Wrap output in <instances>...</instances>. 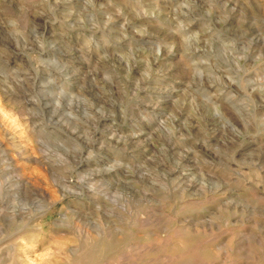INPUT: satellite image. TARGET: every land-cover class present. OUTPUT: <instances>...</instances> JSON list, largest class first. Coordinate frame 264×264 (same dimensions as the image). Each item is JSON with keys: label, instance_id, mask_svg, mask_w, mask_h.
<instances>
[{"label": "clouds", "instance_id": "obj_1", "mask_svg": "<svg viewBox=\"0 0 264 264\" xmlns=\"http://www.w3.org/2000/svg\"><path fill=\"white\" fill-rule=\"evenodd\" d=\"M0 264H264V0H0Z\"/></svg>", "mask_w": 264, "mask_h": 264}]
</instances>
